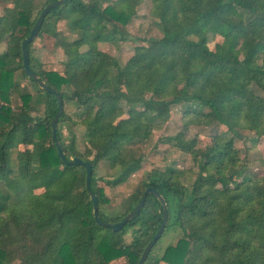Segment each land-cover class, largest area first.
<instances>
[{
	"label": "trees",
	"instance_id": "trees-1",
	"mask_svg": "<svg viewBox=\"0 0 264 264\" xmlns=\"http://www.w3.org/2000/svg\"><path fill=\"white\" fill-rule=\"evenodd\" d=\"M56 1L45 0L39 13ZM140 1L103 0L107 5L100 7L99 0H69L48 10L35 39L57 42L65 57L60 73L43 71L31 55L33 42L25 46L30 72L61 98L55 140L66 161L90 164L89 190L101 222H120L147 187L163 199V233L174 228L179 237L154 256L157 241L143 264H264V180L247 174L232 139L224 141L222 135L193 150L192 144L185 145L182 129L169 141L189 154L196 167L188 187L179 181L184 173L154 169L125 199L122 214L106 213L108 199L94 167L104 162L116 170L109 179H99L106 187L122 185L143 160L129 147L145 143L172 106L184 105L185 116L223 126L234 136L246 130L264 137V97L255 92L264 82V0H150V16L161 37L134 47L119 66L95 44L113 42L118 25L131 18ZM11 2L0 17V44L5 46L0 53V264H110L117 259L137 264L158 230L162 207L147 195L120 231L94 223L84 169L64 165L51 139L56 99L21 66L20 43L39 13L31 19L30 1ZM59 22L76 38L61 39ZM82 46L84 52L79 51ZM18 70L35 96L21 95V105L11 109ZM66 103L80 108L76 125L83 129L82 150L74 135L68 144L63 139ZM38 105L41 115L31 116ZM188 124L183 116L182 128ZM19 146L30 151L12 158ZM83 150H91L93 158L85 159ZM127 235L128 244L123 240Z\"/></svg>",
	"mask_w": 264,
	"mask_h": 264
},
{
	"label": "rangeland",
	"instance_id": "rangeland-1",
	"mask_svg": "<svg viewBox=\"0 0 264 264\" xmlns=\"http://www.w3.org/2000/svg\"><path fill=\"white\" fill-rule=\"evenodd\" d=\"M11 1L0 0V17L3 16L5 10L12 7ZM27 1H30L31 4L32 19L39 13L41 5L45 0ZM99 3L100 7L101 5L102 7L107 5L103 0H99ZM150 8V0H141L134 8L131 18H128L123 25H118V33H115L113 36V42H97L95 44L96 50L114 58L119 66H123L132 56L134 47L144 46L145 42L149 39L160 38L161 35L156 22L150 16ZM57 29H59L61 33L60 37L63 40L69 39L70 41L76 38V36L68 33L64 22H59ZM4 49V44H0V53ZM85 50V46L79 49L80 52H84ZM30 52L43 71L62 72L65 57L57 42L46 37L35 39L31 45ZM13 61L17 63L18 60L15 59ZM13 80L17 83V88L9 98L8 106L11 109L21 105V95L27 94L33 98L35 96V89L28 80L21 78L19 70L15 72ZM255 92L264 97V82L255 89ZM0 105L2 104L0 103ZM125 107H123L124 110H126ZM79 109L75 105L65 104L63 109L64 122L60 125V130L66 144L69 143L72 135H74L76 138V148L82 150L80 136L83 129L79 125H76L78 123L76 115L79 114ZM185 110L186 107L184 105L170 107L167 118L155 123L151 129L149 139L145 143L135 144L129 147V150L132 151L131 153L142 155L143 160L140 169L119 187L109 188L102 181H99V179H109V177L115 175L116 170H110L104 162L94 167V175L98 180V187L103 189L104 195L108 199L105 206L108 216L112 215L115 217L124 212L122 205L125 199L129 198L135 190H139L146 183L147 175L154 169L162 171L174 169L184 173V177L180 178L179 181L188 187L196 172V167L192 163L189 154L179 150L177 147L179 145L176 142L169 141L170 138L178 135L182 129L185 130V132L181 133L183 140L186 141L185 145L192 144L193 150L202 149L209 145L213 135H222L224 141L232 139V145L239 158V164L245 167L247 174L264 180V137L257 138L252 132L246 130H238V136H234L226 132L223 126L217 124L204 125V120H196V115L191 118L185 116ZM42 111V106L38 105L31 116H40ZM183 116L187 121H190V124L185 128H182ZM125 117L126 115H123L120 119H125ZM175 143L177 146H175ZM29 151V147L19 146L18 150L11 157L13 158L16 153L22 155ZM83 156L85 159L91 160L93 158V152L91 150H83ZM178 237L179 233L176 229L169 228L165 230L155 246L153 255L159 256L164 248L173 245ZM123 240L128 244L130 241L129 235L125 236ZM10 264H16V261L11 260ZM110 264H125V262L123 259H117Z\"/></svg>",
	"mask_w": 264,
	"mask_h": 264
},
{
	"label": "water",
	"instance_id": "water-1",
	"mask_svg": "<svg viewBox=\"0 0 264 264\" xmlns=\"http://www.w3.org/2000/svg\"><path fill=\"white\" fill-rule=\"evenodd\" d=\"M69 0H57L55 3L48 5L46 7H44L41 12L39 13V15L37 16L33 26L31 27L28 36L23 39L20 43V49H21V66L23 69L24 74L35 81V83L39 86V88L46 93H50L51 95H53L56 99V104H57V108H58V112L55 115V117L51 120L50 122V132H51V139L53 141V144L55 146V150H56V154L58 156V158L60 159V161L64 164V165H69V166H76V167H82L85 171V189L88 193L89 196V200L90 203L92 205V218L94 223L97 226L109 229L112 232H118L120 231L123 226L135 215V213L142 208L143 203H144V199L147 195H153L155 197V199L160 203L161 207H162V211H163V216L161 219V223L158 227V230L156 231V233L153 235V237L151 238V240L147 243V245L145 246L143 252L141 253L137 264H143L149 251L151 250V248L153 247V245L158 241V239L161 237L164 228H165V224H166V216H165V204L163 199L151 188L147 187L144 192L142 193V197L141 200L139 201L138 205L131 211L129 212L120 222L118 223H104L101 222L99 220L98 214H97V201H96V197L91 193V191L89 190V181H90V175H91V166L88 162H83L77 158H71L69 161H66L64 154L62 152L61 146L59 144L58 141L55 140V123L57 121V119L60 117L61 113H62V109H61V98L59 96L58 93H56L53 90H49L44 83H42L41 81L38 80V77L34 74H32L29 70L28 67V55L25 51V46L31 42L34 41V39L36 38L37 34H38V30L39 27L45 17V14L48 10H50L51 8L54 7H58L63 5L64 3H66Z\"/></svg>",
	"mask_w": 264,
	"mask_h": 264
}]
</instances>
